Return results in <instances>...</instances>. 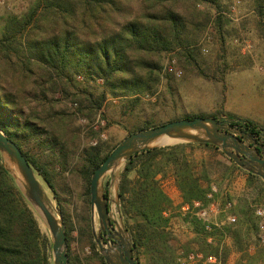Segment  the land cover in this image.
Returning a JSON list of instances; mask_svg holds the SVG:
<instances>
[{"label": "rangeland", "instance_id": "374dc122", "mask_svg": "<svg viewBox=\"0 0 264 264\" xmlns=\"http://www.w3.org/2000/svg\"><path fill=\"white\" fill-rule=\"evenodd\" d=\"M36 1L0 0V35L12 17L24 18ZM232 4L236 5L234 13L230 12ZM173 7L183 17L184 46L156 56L161 71L151 94L115 96L102 77L74 67L57 74L33 63L31 75L25 76L17 65L0 59V83L8 86L19 101L10 113L18 124L28 119L34 127L18 131L16 139L51 173L55 194L37 177L52 207L61 217L62 209L69 222L67 253L72 264H100L88 239L89 232L95 237L99 222L95 210L91 213L81 171L85 148L99 144L105 154L131 131L188 114L222 118L227 112L264 126V19L259 18L253 0H179ZM131 8V18L142 17L141 4L132 3ZM101 95L105 97L98 108L94 104ZM190 151L195 160L205 159L213 166V196L204 205L213 201L214 211L209 213L212 224L210 230L204 229V242L193 241L194 231L184 218L187 211L171 212L166 230L174 264L179 252L190 250L219 255L221 264H263L264 230L258 226L255 209H264V186L249 184L247 171L233 168L231 159L220 150L194 145ZM123 167L120 165L103 180L116 229H126L120 205H116ZM161 180L166 193L178 202L172 179ZM231 216L234 220L229 219ZM36 218L48 235L39 215ZM240 228L238 243H234V232ZM126 233L130 237L127 229ZM133 255L137 264L147 263L141 251L133 248Z\"/></svg>", "mask_w": 264, "mask_h": 264}, {"label": "trees", "instance_id": "16d2710c", "mask_svg": "<svg viewBox=\"0 0 264 264\" xmlns=\"http://www.w3.org/2000/svg\"><path fill=\"white\" fill-rule=\"evenodd\" d=\"M177 1L37 0L24 18L12 17L3 28L0 59L8 65H17L25 76L31 75L33 63L43 64L57 74L74 67L102 77L115 96L151 94L161 71L156 56L184 46L183 17L173 7ZM132 3L144 7L141 18L130 17ZM253 5L259 18L264 19V0H253ZM104 97L101 95L94 105L100 108ZM18 103L16 94L0 83V128L16 142L36 175L55 194L51 173L16 139L18 131L34 129L28 119L20 125L11 115ZM223 114L233 119V126H240L261 139L263 125L249 119L238 121L227 112ZM195 116L198 115L188 114L182 118ZM202 116L215 117V114ZM149 127L144 125L137 130ZM196 144L219 151L211 144L177 143L136 153L124 163L117 191L120 214L134 249L146 255V264H174L166 226L171 212L184 204L189 206L184 218L194 231L193 241L204 242L206 238L204 226L195 216L196 209H192V202L199 200L206 204L211 199L207 194L211 190L213 166L205 159L197 161L192 157L190 149ZM110 151L102 154L99 144L83 150L81 171L87 196L93 170ZM231 162L233 168L240 169ZM245 173L249 184L264 186L260 177ZM166 177L172 179L178 191L180 202L177 204L162 187L161 179ZM104 196L107 199V191ZM60 212L69 246V222L62 209ZM241 230L234 232V243H238L237 236L241 235ZM88 235L89 244L100 264H106L96 249L92 234L89 232ZM67 256L70 257L68 253ZM0 264H51L49 236L40 229L35 211L4 168L1 155ZM67 264H72L70 259Z\"/></svg>", "mask_w": 264, "mask_h": 264}, {"label": "water", "instance_id": "95a60500", "mask_svg": "<svg viewBox=\"0 0 264 264\" xmlns=\"http://www.w3.org/2000/svg\"><path fill=\"white\" fill-rule=\"evenodd\" d=\"M236 120L240 121L239 118ZM233 119L213 116H195L164 122L143 130L128 133L93 170L89 182L91 213L98 217L99 229L94 237L106 264H137L133 255L134 244L126 229H116L110 218L104 196L103 180L108 173L125 163L136 153L153 147L177 143H204L216 146L240 168L257 175L264 181V132L255 138ZM174 139L171 144L158 145V141ZM0 155L3 166L13 177L23 195L48 230L51 244V264H67V238L65 224L56 211L38 179L32 165L14 140L0 128ZM118 191V187L116 189ZM116 205L119 206L118 201ZM122 224V222H121Z\"/></svg>", "mask_w": 264, "mask_h": 264}, {"label": "built area", "instance_id": "2783aa9c", "mask_svg": "<svg viewBox=\"0 0 264 264\" xmlns=\"http://www.w3.org/2000/svg\"><path fill=\"white\" fill-rule=\"evenodd\" d=\"M236 10V5L232 4L230 7V12L234 13ZM171 68H169V71ZM207 198H212V192L207 194ZM209 204V205H208ZM207 205H204L199 200H194L192 202V209H196L195 215L202 222L205 230H210L212 223L209 222V213L214 211V203L210 201ZM189 206L185 204L183 210H188ZM255 214L258 216L260 221L258 226L261 230H264V222L262 218L264 217V209L256 208ZM230 220H234V217H229ZM177 264H221V259L219 255L204 253L199 250H190L188 252H179L176 258Z\"/></svg>", "mask_w": 264, "mask_h": 264}, {"label": "crops", "instance_id": "0c3cea01", "mask_svg": "<svg viewBox=\"0 0 264 264\" xmlns=\"http://www.w3.org/2000/svg\"><path fill=\"white\" fill-rule=\"evenodd\" d=\"M259 69V68H258ZM259 70H261V71H263L262 70V68H260ZM256 123V122H255ZM258 124V123H257ZM260 125V124H259ZM261 140H262V137H261ZM197 145V144H196ZM172 186H173V189L176 191V196L178 197V202H176V203H174V204H177V203H179L180 202V198H179V194H178V191H177V189H176V187H175V185L173 184V181H172ZM185 205V204H184ZM184 205H182L181 206V208H180V210L182 209L183 210V206ZM184 212H185V210H183Z\"/></svg>", "mask_w": 264, "mask_h": 264}, {"label": "bare ground", "instance_id": "6f19581e", "mask_svg": "<svg viewBox=\"0 0 264 264\" xmlns=\"http://www.w3.org/2000/svg\"><path fill=\"white\" fill-rule=\"evenodd\" d=\"M173 140V142H175L176 140L174 139H166V140H163V141H158L157 144L158 145H164V144H171L169 141Z\"/></svg>", "mask_w": 264, "mask_h": 264}]
</instances>
